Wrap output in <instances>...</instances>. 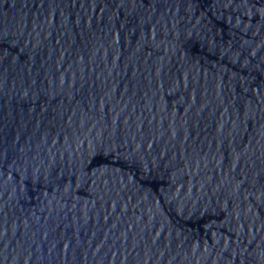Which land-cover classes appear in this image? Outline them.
<instances>
[{
    "label": "water",
    "instance_id": "obj_1",
    "mask_svg": "<svg viewBox=\"0 0 264 264\" xmlns=\"http://www.w3.org/2000/svg\"><path fill=\"white\" fill-rule=\"evenodd\" d=\"M0 264H264V0H0Z\"/></svg>",
    "mask_w": 264,
    "mask_h": 264
}]
</instances>
